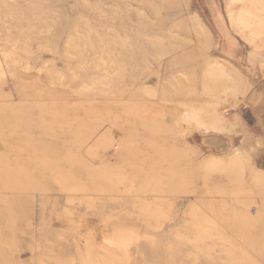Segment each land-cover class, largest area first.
<instances>
[{
    "label": "rangeland",
    "instance_id": "rangeland-1",
    "mask_svg": "<svg viewBox=\"0 0 264 264\" xmlns=\"http://www.w3.org/2000/svg\"><path fill=\"white\" fill-rule=\"evenodd\" d=\"M0 264H264V0H0Z\"/></svg>",
    "mask_w": 264,
    "mask_h": 264
},
{
    "label": "bare ground",
    "instance_id": "bare-ground-1",
    "mask_svg": "<svg viewBox=\"0 0 264 264\" xmlns=\"http://www.w3.org/2000/svg\"><path fill=\"white\" fill-rule=\"evenodd\" d=\"M247 21V20H246ZM248 24V23H247Z\"/></svg>",
    "mask_w": 264,
    "mask_h": 264
}]
</instances>
